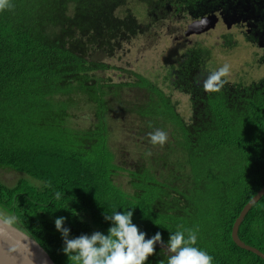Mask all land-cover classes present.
<instances>
[{"label": "trees", "instance_id": "trees-1", "mask_svg": "<svg viewBox=\"0 0 264 264\" xmlns=\"http://www.w3.org/2000/svg\"><path fill=\"white\" fill-rule=\"evenodd\" d=\"M164 1L9 0L11 7L0 11V172L18 174L11 183L0 177V212L14 216L12 224L55 264H78L61 251L57 217L67 218L73 237L107 234L104 213L127 210L148 237L160 231L167 241L169 232L195 231V247L212 256V264H264L231 238L240 209L264 186V94L240 103L209 98L211 117L188 125L139 75L141 96L146 88L152 91L148 105L138 96L132 101L117 96L124 112L135 114L143 126L144 134L135 133L140 140L131 146L139 163L122 160L124 154L111 148L105 89L112 85L118 93L134 83L98 76L105 63L95 44L129 30L144 20L145 6L156 12ZM182 1L203 10L195 2L204 0ZM226 6L213 0L209 10ZM231 45L233 54L239 45ZM78 115L89 124L72 125ZM156 129L169 135L168 148L141 142ZM160 150L167 153L162 160ZM119 174L130 191L116 181ZM238 236L264 253V193L244 215ZM161 261L167 264V256L157 247L146 264Z\"/></svg>", "mask_w": 264, "mask_h": 264}, {"label": "flooded vegetation", "instance_id": "flooded-vegetation-1", "mask_svg": "<svg viewBox=\"0 0 264 264\" xmlns=\"http://www.w3.org/2000/svg\"><path fill=\"white\" fill-rule=\"evenodd\" d=\"M224 2L227 6L218 11L209 10L213 0L195 2L203 10L185 5L182 0H174V4L165 0L156 12H149L143 5L146 11L144 20L137 19L138 22L130 24L129 30L118 31L106 41L98 40L95 45L103 52L105 63L98 76L109 83H134L119 89L118 93L114 92L112 85L105 89L104 93H108L105 100L111 108L106 117L108 133H123L133 144L140 140L135 133L144 134L142 123L135 114L124 112L117 99L121 96V99L132 101L138 96L148 105L147 99L152 91L146 88L144 97L141 96L145 89L139 84V75L152 82L151 86L167 102L165 108L177 113V117L183 118L188 125L202 124L211 117L206 105L209 98L217 101L225 97L240 103L244 98L264 94V0ZM206 18L214 19L213 27L197 32L202 27L192 26V23L201 21L204 24ZM231 30L236 31L235 34L232 32L234 35L228 33ZM233 43L239 45L238 50L226 58L225 52L230 53L231 48L236 47L231 45ZM137 45L146 54L160 50L161 68L155 73L150 72L151 77L131 67L128 56ZM225 64L229 65L230 71L222 78L225 81L223 87L206 93L203 80ZM154 99H158L156 93ZM141 142L150 143L149 136L145 135ZM167 146L166 142L164 148ZM121 153L129 155L125 149H121ZM166 155L163 150L159 151L160 160ZM131 160L139 163L140 157L133 154Z\"/></svg>", "mask_w": 264, "mask_h": 264}, {"label": "clouds", "instance_id": "clouds-1", "mask_svg": "<svg viewBox=\"0 0 264 264\" xmlns=\"http://www.w3.org/2000/svg\"><path fill=\"white\" fill-rule=\"evenodd\" d=\"M11 7L9 0H0V11ZM228 64L217 71L210 73L202 82L203 90L207 92L219 91L225 81L222 79L229 74ZM152 145L163 146L168 140V134L156 129L148 134ZM61 198V193H56V199ZM133 211H115L112 214L104 213V220L110 222L107 234L94 231L91 235L82 233L71 236V229L65 227L66 217H57L54 221L55 229L61 234L63 247L61 251L69 260L78 264H146L149 257L160 250L167 256V264H212L213 257L207 252L195 247L197 242L196 232L177 230L169 232L167 241L163 239L160 231L151 237L133 223ZM14 216L0 212V222L11 225ZM160 264H163L161 261Z\"/></svg>", "mask_w": 264, "mask_h": 264}, {"label": "water", "instance_id": "water-1", "mask_svg": "<svg viewBox=\"0 0 264 264\" xmlns=\"http://www.w3.org/2000/svg\"><path fill=\"white\" fill-rule=\"evenodd\" d=\"M192 26L202 27L205 30L212 28L214 19L206 18L204 24L201 21L193 22ZM230 25V23L228 24ZM264 193L262 186L240 209L231 228V238L236 245L254 252L264 260V253L256 247L246 244L238 236V227L248 209ZM157 247L160 248L158 245ZM0 264H55L45 249L31 236L17 226L5 225L0 222Z\"/></svg>", "mask_w": 264, "mask_h": 264}, {"label": "rangeland", "instance_id": "rangeland-1", "mask_svg": "<svg viewBox=\"0 0 264 264\" xmlns=\"http://www.w3.org/2000/svg\"><path fill=\"white\" fill-rule=\"evenodd\" d=\"M140 9L142 10V7H140ZM235 32L234 30H231L229 32ZM216 32V31H215ZM228 32V33H229ZM217 33V32H216ZM140 46L137 45L136 50L134 52H131L129 54V61L131 63V67L134 70H140L142 74L151 77L150 72L155 73L158 70H160L161 68V61L159 62V55H160V50H151L148 54L146 53H142V50H139ZM226 53V58L229 57V55H231L228 52ZM158 64V65H157ZM72 103L74 106L78 105V99L77 98H73ZM81 108L85 109V106L83 104H80ZM89 108H87L85 111H87ZM85 116V115H84ZM84 116L83 115H78L76 116V120H74V123H71L74 126L77 127H85L89 124L88 121L84 120ZM115 138L117 139L115 141ZM168 138L169 135H168ZM111 142H112V149L114 151H117V153L121 156V149H125L126 151L129 152V155H126L125 157L128 158L127 161L131 162L132 158H133V154L131 153V146H132V142H129L126 140V135H124L123 133L121 135H117V134H113L112 138H111ZM130 164V163H127ZM123 175H125V172H121ZM0 177L3 181H5L6 183H11L14 180H16V178L18 177L17 172L11 170V169H1L0 172ZM126 177L122 176L121 174H119L116 177V181L119 182L121 188H123L126 191H130L131 189L129 188V185L127 183V181H125Z\"/></svg>", "mask_w": 264, "mask_h": 264}]
</instances>
